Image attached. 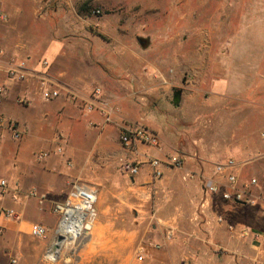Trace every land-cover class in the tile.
<instances>
[{
  "label": "crops",
  "instance_id": "obj_1",
  "mask_svg": "<svg viewBox=\"0 0 264 264\" xmlns=\"http://www.w3.org/2000/svg\"><path fill=\"white\" fill-rule=\"evenodd\" d=\"M41 1L0 0V86L5 89L0 115L13 121L21 134L16 141L6 124L0 125V179L8 180L21 192L17 205L7 197L0 199V206L14 207L20 216L13 221L0 220L2 239L12 240V244L0 240V264H9L10 258L11 263L15 262L12 264L48 263L46 255L56 225L51 205L65 199L66 182L73 180L103 187L96 205L100 216L116 215L123 207L138 208V212H147L154 219L147 226L141 224L143 219L139 222V230L144 232L136 244L145 253L144 261L125 260L120 264H264V170H253L264 161V139L251 148L241 135L231 146L227 139L208 146L199 140L190 152L176 134H168L161 124L154 128L141 123L156 133L159 148L140 146L134 153L124 149L118 140L119 128L132 124L140 115L127 107L131 99L115 92L106 73L70 67L64 45L39 15ZM20 61L26 62L29 78L23 82L7 80V69ZM40 80L57 89L59 97L44 101ZM97 88L101 93L95 97ZM22 99L24 104L19 102ZM93 100L118 106L110 123H104L97 107L91 113L85 111L84 104ZM58 147L63 150L61 154L56 152ZM176 156L184 160L180 169H164L159 180L152 177L148 160L164 161ZM124 158L136 164L137 175L120 172L119 161ZM227 160L237 165V188L255 178L247 179L246 170L258 175L257 187L251 191L257 204L222 199L229 187L223 177L213 174V169ZM122 179L129 181L122 192L105 189L120 184ZM208 180L218 184L217 194H204L203 184ZM31 189L45 194L44 206L27 196ZM106 199L110 201L108 206ZM33 223L49 230L48 237L39 244L28 234ZM96 229L100 232L104 227L98 224ZM242 231L251 234L242 236ZM253 234L258 238L253 239ZM125 236V244H133L134 234ZM25 237L29 238L27 243ZM85 259L78 264H85Z\"/></svg>",
  "mask_w": 264,
  "mask_h": 264
},
{
  "label": "rangeland",
  "instance_id": "obj_2",
  "mask_svg": "<svg viewBox=\"0 0 264 264\" xmlns=\"http://www.w3.org/2000/svg\"><path fill=\"white\" fill-rule=\"evenodd\" d=\"M39 13L64 45L70 67L106 73L115 92L131 99L127 107L140 115L132 124H161L190 152L195 141L208 146L227 139L231 146L239 135L250 148L259 145L264 135V0H42ZM172 88L182 91L177 109L170 104ZM262 162L253 170H264ZM253 170H246L247 179L257 180ZM127 184L122 179L105 189L119 193ZM96 188L100 193L103 187ZM137 210L98 213L90 235L45 263L138 262L136 242L144 232L139 222L147 226L154 219ZM98 224L104 227L100 232ZM126 233L134 234L133 244H125ZM2 238L3 232L0 240L12 244ZM53 241L51 235V246Z\"/></svg>",
  "mask_w": 264,
  "mask_h": 264
},
{
  "label": "built area",
  "instance_id": "obj_3",
  "mask_svg": "<svg viewBox=\"0 0 264 264\" xmlns=\"http://www.w3.org/2000/svg\"><path fill=\"white\" fill-rule=\"evenodd\" d=\"M3 56V51L0 50V59ZM43 67H47L46 62H42ZM6 79L9 81L23 82L29 78L26 71V62L20 61L13 64L5 72ZM40 94L44 101H51L59 97V91L51 88L44 80H40ZM101 93L99 88L94 90V96L98 97ZM5 94L4 86H0V111L2 105V98ZM74 100L75 98L72 97ZM24 104V100L19 101ZM97 107L99 114L101 115L105 124L110 123V119L113 113L117 111L114 107H110L107 104L97 102L96 100L86 102L84 109L87 113H91L94 108ZM6 124L8 130L11 132L12 138L16 141L20 140L21 134L17 129L16 124L11 120H5L0 115V125ZM60 135L57 139H61ZM264 139V135H262ZM118 140L121 146L134 153L137 152L140 146H147L151 148H159V138L152 130L147 128L141 123L125 124L119 128ZM56 152L61 154L62 148L58 147ZM183 157L176 156L168 158L164 161L158 159L148 160V164L152 170V177L154 179H161L164 169H180L183 166ZM236 163L233 160H227L223 163H218L214 166L213 174L218 177H223L225 183L229 187V190L222 193V199L224 201L243 203L248 205H255L257 201L251 197L252 189L257 187V180L255 178L250 179L246 183L241 184L240 188H237ZM120 172L126 173L130 176L138 174V167L136 164L131 163L126 158L119 161ZM67 194L62 202L54 203L51 205V213L56 216V225L54 231H52V237L57 239H72V244L80 241L84 237L91 234L95 222L98 217L96 205L98 202V190L94 185L84 183L78 180L66 182ZM203 192L207 195H215L219 192L218 184L213 180H208L203 184ZM21 192L17 187H12L8 180L0 179V199L7 197L10 203L17 205L20 200ZM27 196L34 199L36 204L40 207L46 203V196L40 193L36 189H31ZM264 202V199H262ZM19 214L14 207L0 206V220L13 221L19 219ZM229 230L232 227H228ZM2 233V227L0 226V234ZM28 234L33 239L45 240L49 235V230L40 224H31ZM251 233L242 231V236H248ZM253 239H257L258 235L253 234ZM1 251V247H0ZM48 262L55 261L49 259ZM145 253L142 249L138 253L136 260L143 262ZM53 260V261H52ZM12 263H15L12 261ZM185 264H191L189 262Z\"/></svg>",
  "mask_w": 264,
  "mask_h": 264
},
{
  "label": "bare ground",
  "instance_id": "obj_4",
  "mask_svg": "<svg viewBox=\"0 0 264 264\" xmlns=\"http://www.w3.org/2000/svg\"><path fill=\"white\" fill-rule=\"evenodd\" d=\"M69 243H72V239L67 238V239H57L54 238L53 244L51 246V249L48 250L49 252L47 253L48 258H52L57 256V254L60 252V249L63 247H66L69 245Z\"/></svg>",
  "mask_w": 264,
  "mask_h": 264
},
{
  "label": "water",
  "instance_id": "obj_5",
  "mask_svg": "<svg viewBox=\"0 0 264 264\" xmlns=\"http://www.w3.org/2000/svg\"><path fill=\"white\" fill-rule=\"evenodd\" d=\"M181 102V91L173 90L170 104L174 109L178 108Z\"/></svg>",
  "mask_w": 264,
  "mask_h": 264
}]
</instances>
